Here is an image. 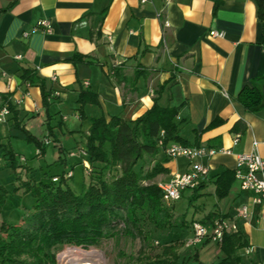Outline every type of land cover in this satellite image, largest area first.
Instances as JSON below:
<instances>
[{
  "label": "crops",
  "instance_id": "1",
  "mask_svg": "<svg viewBox=\"0 0 264 264\" xmlns=\"http://www.w3.org/2000/svg\"><path fill=\"white\" fill-rule=\"evenodd\" d=\"M41 20L49 22L50 32H32ZM210 31L223 36L210 37ZM25 70L31 71L30 80L22 77ZM244 87H256L264 103L262 25L252 0H0V108L10 110L0 128V168L12 169L30 184L48 181L33 180L35 171L18 165L20 153L14 148L32 144L35 156L47 138L58 159L75 153L69 156L74 160L67 179L71 189L79 168L86 185L78 150L85 147L91 120L134 121L157 97L160 107L178 109L174 121L183 140L216 151L202 159L209 176L192 202V193L188 196L185 213L176 214L173 204V215L183 216L185 226L159 232L178 248L181 264H217L224 258L219 244L209 239L186 247L192 223L209 226L221 218L235 223L251 248L249 254L246 248L240 251V264H264V216L251 194L241 191L233 177L227 196H215L216 177L225 170L233 173L237 155L256 153L264 159V106L255 113L245 111L236 100ZM54 92L59 95L52 96ZM81 93L94 96L96 103L82 106ZM215 120L220 123L210 127ZM238 122L246 125L243 135L231 132ZM47 148L39 156L45 157ZM4 149L13 153L14 167ZM156 159L168 170L162 183L187 169L185 159L166 160L162 151ZM67 160L59 161L64 165ZM5 174L0 185L8 194L14 182L4 186ZM14 194L26 199L23 213L32 208L30 194ZM244 205L249 215L239 219Z\"/></svg>",
  "mask_w": 264,
  "mask_h": 264
},
{
  "label": "trees",
  "instance_id": "2",
  "mask_svg": "<svg viewBox=\"0 0 264 264\" xmlns=\"http://www.w3.org/2000/svg\"><path fill=\"white\" fill-rule=\"evenodd\" d=\"M252 1L262 25L264 43V0ZM22 77L30 80L31 71L25 70ZM161 90L162 87L158 88L157 96ZM236 100L250 113L264 106L256 87H244ZM78 103L83 106L96 103V99L81 93ZM177 113V108L160 107L155 97L152 107L134 121L126 122L117 117L91 120L85 136L86 161L95 168L100 165L116 169L119 174L106 178L92 171L90 182L82 185L79 194L71 189L64 172L37 184L15 176L14 192L22 190L24 194H30L34 204L22 215L20 225L0 224V264H56V248L98 246L103 240L113 237L114 227L121 223L125 228L123 234L130 238H134L136 233L141 234L142 223L150 224L158 232L184 227L183 216L179 219L173 215L174 203L170 206L164 204L163 191L155 182L158 176L168 174L163 167L164 161L156 159L159 152H163L158 140L162 141L163 147L171 142L190 146L180 137L179 125L174 121ZM219 123L215 120L210 127ZM245 131L246 125L242 122L231 129L232 133L239 135ZM193 146H199L198 142ZM4 151L11 167H14L13 153ZM165 159L168 158L165 156ZM54 178L57 180L53 182ZM232 183L233 173L228 170L216 177L217 200L227 196ZM199 188L192 191L190 202L195 199L193 194ZM6 198L7 191L0 185V207ZM143 239L148 240V236ZM169 243L165 242L160 248L151 247L147 253L142 251L136 258L128 256L125 264H181L178 248ZM219 248L224 258L217 264H240V251L247 248V243L238 230L225 232Z\"/></svg>",
  "mask_w": 264,
  "mask_h": 264
},
{
  "label": "built area",
  "instance_id": "3",
  "mask_svg": "<svg viewBox=\"0 0 264 264\" xmlns=\"http://www.w3.org/2000/svg\"><path fill=\"white\" fill-rule=\"evenodd\" d=\"M167 3L173 0H165ZM149 0H139L140 4H145ZM39 28L45 32H50L49 22L41 20L37 23L36 27L32 30L35 32ZM29 33H24L23 36L28 37ZM210 37H222L223 33L210 31ZM19 58V57H18ZM55 81V78H52ZM58 92H54L52 96H58ZM10 115V110L7 106L0 108V128L6 122L7 117ZM163 133H160L162 137ZM52 142L44 138L40 141L39 146L35 149V156L41 154V148L49 146ZM158 146L163 149L165 156L169 160H176L179 158L187 161V169L181 173L171 174L169 179L158 184L159 188L163 191V202L166 206H170L172 203L180 200L184 191H193L198 188L209 176V167L202 163V159L211 158L216 154V151L205 146H183L178 143H168L163 147L162 141L158 140ZM224 154H229L228 151H221ZM68 155L74 156L75 153L69 152ZM78 155L82 158L81 166L84 171L89 170L88 162L86 161L85 149H79ZM23 160V157H20ZM2 160L0 159V166ZM72 176L71 172H67L64 177L66 179ZM234 180L238 183L239 188L243 192L251 194V202L253 205H257L260 208L262 216H264V159H262L256 153H242L236 156L235 167L233 169ZM54 178L52 181H56ZM249 215L247 206H241L238 210L237 218L246 219ZM192 236L186 242V247L195 246L205 239H209L216 243H220L223 233L236 232V224L228 220L220 219L215 220L209 226L203 225L199 222L191 224ZM157 245V243H155ZM251 248L245 249V254H249Z\"/></svg>",
  "mask_w": 264,
  "mask_h": 264
},
{
  "label": "rangeland",
  "instance_id": "4",
  "mask_svg": "<svg viewBox=\"0 0 264 264\" xmlns=\"http://www.w3.org/2000/svg\"><path fill=\"white\" fill-rule=\"evenodd\" d=\"M65 140L60 139V143L64 145L63 142ZM51 143L48 148L46 149V155L45 157L42 156H33V145L28 144L26 142L18 143L16 146H14L15 150L20 153L19 157H23V160L18 159V165L28 166L31 167L35 172L32 173V178L35 181L40 180H49L51 176L54 175H60L61 170L64 171V173L72 172L70 170L71 164L74 161L72 158H69L68 153L65 152L61 154L60 159L67 160L66 164H62L56 156L58 154L55 147H53ZM57 146H59L57 144ZM57 148V147H56ZM85 147L82 149L84 150ZM72 150H75L72 148ZM1 159V158H0ZM89 166L88 171H84L85 176L87 177V183L90 182L92 171H94L95 175H101L102 177L111 178L116 177L119 174V171L110 167H103L97 166L96 168L93 166ZM41 169L44 170L43 172H40ZM6 173L5 178L2 179L3 185L6 187L11 186L14 182V177L16 176L15 173H13L12 169H2L0 168V175L2 173ZM69 179V178H68ZM166 179V175H160L155 179V182L162 183ZM74 184L72 185L73 190L76 193H80L82 188V177H81V170L76 169L74 178H73ZM2 186V185H1ZM8 194L5 203L0 207L1 210V217L4 220V222L15 225L21 224V214L24 211H26L27 203L26 199H22L20 196H15L14 190L12 186L10 189H8ZM191 191L185 190L183 193V196L180 200L176 201L174 203V211L176 214H183L188 209V196L191 195ZM32 209V208H31ZM30 209V210H31ZM30 210H27L30 211ZM124 224H120L114 227L113 232L114 236L107 238L103 240L98 246H91L88 248H81V247H74V246H62L55 249V259L56 264H60V255L66 251H80L82 253L89 252L92 249H98L103 252L106 264H125L126 257H138L139 253L144 251L145 253L149 252L148 250L153 248H160L162 244L167 242L166 239H164V234L159 233L156 231L150 224L148 223H142L141 224V234H137L134 238L126 237L124 233ZM148 236V240L143 239L145 236ZM157 243V245H155Z\"/></svg>",
  "mask_w": 264,
  "mask_h": 264
},
{
  "label": "bare ground",
  "instance_id": "5",
  "mask_svg": "<svg viewBox=\"0 0 264 264\" xmlns=\"http://www.w3.org/2000/svg\"><path fill=\"white\" fill-rule=\"evenodd\" d=\"M59 258L60 264H106L103 252L98 249L84 253L66 250Z\"/></svg>",
  "mask_w": 264,
  "mask_h": 264
}]
</instances>
